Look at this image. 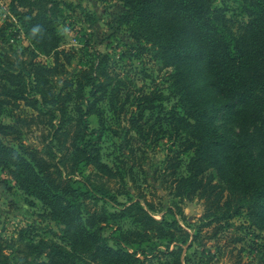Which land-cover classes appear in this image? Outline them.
Wrapping results in <instances>:
<instances>
[{
  "label": "rangeland",
  "instance_id": "1",
  "mask_svg": "<svg viewBox=\"0 0 264 264\" xmlns=\"http://www.w3.org/2000/svg\"><path fill=\"white\" fill-rule=\"evenodd\" d=\"M244 1L212 0V4L225 12L238 32L248 21L242 13ZM127 14L120 0H0V74L9 71L19 77L26 83L29 103L39 102L36 110L24 102L3 107L0 122L17 125L19 130L17 135L4 138V144L18 152L30 149L48 154L52 150L56 163L66 157V149L75 144L77 134L83 146L82 140H90V133L79 125L77 106L83 107L85 115L91 89L80 91L78 86H87L91 73L100 83L110 84V94L98 105L101 117L84 116L83 121L91 129L104 128L98 148L101 161L112 168L115 177L108 178L86 160L76 172L65 158L60 170L64 178H72L79 192L75 203L81 208L83 225L94 215L97 220L105 218L99 225L101 237L114 249L133 252L117 238L120 231L138 228L131 217L119 216L130 206L141 204L158 222L177 224L170 228L176 242H168L169 251L167 241L157 237L143 245L148 257H139L146 264H158V259L172 262L169 252L178 249L182 264H261L258 251L264 244V229L246 209L232 220L219 219L208 212L201 197L176 195L175 180L188 176L193 154L186 151L185 140L190 134L174 120L176 114L183 118L184 113L174 86L172 54L163 57L157 44L141 36L136 22L122 23ZM35 19L38 26L29 29ZM40 34L42 38L34 39ZM44 36L55 41L58 48L49 51L53 45L42 41ZM57 52L59 66L50 76L51 92L72 94L74 99L63 120L55 108L42 104L31 77L34 66L56 67ZM209 117L223 136L249 144L256 154L264 156V128L259 117L237 103L213 110ZM57 129L62 130V137L54 141ZM78 161L77 157L74 164ZM212 174L217 181L216 173ZM50 213L48 206L27 195L12 174L0 168V245L6 255L4 261L46 264V255L38 257V251L30 248L45 242H54L73 254L67 238L62 239L65 224ZM73 256L75 264H95L84 250Z\"/></svg>",
  "mask_w": 264,
  "mask_h": 264
},
{
  "label": "trees",
  "instance_id": "2",
  "mask_svg": "<svg viewBox=\"0 0 264 264\" xmlns=\"http://www.w3.org/2000/svg\"><path fill=\"white\" fill-rule=\"evenodd\" d=\"M120 1L128 9L122 23L136 22L141 36L157 44L163 57L169 52L172 54L174 86L178 88L179 104L184 113L183 118L176 114L174 120L182 123L190 134L185 140L188 144L186 151L193 154L187 168L188 176L175 180L176 195L201 197L206 202L208 212L220 216L219 219L232 220L246 209L255 223L264 229V156L262 153L256 154L249 144L223 136L209 117L211 111L237 103L259 117L261 128H264V0L244 1L242 13L248 21L238 32L225 12L213 6L212 0ZM36 22L35 19L29 29L38 26ZM42 41L53 45V48H48L49 51L58 48L55 41L45 36ZM56 55L55 61L58 63L59 53ZM58 66L59 63L54 68L34 66L31 77L42 104L55 108L63 120L69 113L68 105L74 103V99L72 94L57 95L51 92L50 76H54ZM87 79V86L80 83L78 89L81 91L90 87V106L85 115L81 105L77 109L81 115L79 125L90 133V140L84 138L81 146L77 140L80 134H77L73 146L67 148L64 143L62 147L67 148L66 157L73 163L76 172L86 160L98 172L113 178L112 168L101 161L98 148L104 128L91 129L88 122L83 121L84 116L101 117L98 105L109 96L110 84L100 83L91 73ZM26 88V83L19 77L3 71L0 74V98L4 99L0 100V111L5 106L20 102L36 110L39 102L29 103L25 97ZM61 131L55 130L54 141L62 137ZM18 132L17 125L0 122V168L10 172L27 195L48 206L53 219L65 224L62 239L66 241L67 238L73 254L84 250L87 258L95 264H146L141 258L148 257L147 251L142 250L146 242L156 237L167 241L168 251V242H176V234L170 228L177 224L158 222L141 204H134L119 218L131 217L138 230L120 231L117 238L121 245L131 247L133 252L110 247L108 240L101 237L99 226L105 218L97 220L98 217L94 215L83 225L81 208L75 203L80 197L79 192L74 189L72 178H64L60 170L61 165H65L66 157L61 163H56L52 150L48 154L30 149L18 152L4 144V138ZM66 133L67 138L69 133ZM77 157L79 161L74 164ZM211 171L216 173L217 181ZM30 248L38 251V257L46 255V264H75L73 254L54 242L32 245ZM258 254L261 264H264V244L260 246ZM169 256L172 262L158 259V264H182L180 249L169 252ZM3 259H6V255L0 245V264H8Z\"/></svg>",
  "mask_w": 264,
  "mask_h": 264
}]
</instances>
